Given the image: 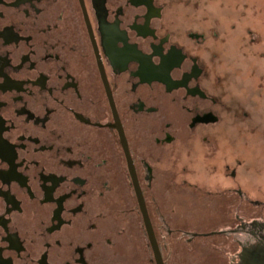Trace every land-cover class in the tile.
I'll return each mask as SVG.
<instances>
[{
	"label": "flooded vegetation",
	"instance_id": "1",
	"mask_svg": "<svg viewBox=\"0 0 264 264\" xmlns=\"http://www.w3.org/2000/svg\"><path fill=\"white\" fill-rule=\"evenodd\" d=\"M226 1L0 0V264H160L128 158L162 264H215V236L234 249L229 264L253 263L264 249L255 216L177 227L183 184L223 200L235 182L234 201L256 204L233 166L248 144L224 138L218 50L227 27L261 33L264 0H230V26ZM195 136L214 141L206 174L176 153ZM194 238L199 251L179 249Z\"/></svg>",
	"mask_w": 264,
	"mask_h": 264
},
{
	"label": "rangeland",
	"instance_id": "2",
	"mask_svg": "<svg viewBox=\"0 0 264 264\" xmlns=\"http://www.w3.org/2000/svg\"><path fill=\"white\" fill-rule=\"evenodd\" d=\"M209 3H211V0ZM225 5L226 7L230 5L229 8H226L227 11L223 13L225 16L229 15V20H225V22H228L227 25L230 26L235 22L232 1H226ZM208 9H212L211 5L208 6ZM230 29L227 27L228 31L223 34L224 43H220L222 46L220 45L218 50H222L224 54V110L221 113L220 121L226 128L224 138L234 140V138L239 137L241 141L248 144V146H240L242 161L238 164L239 166H233L238 171V176L249 175L248 178L243 180L242 189L248 197L256 199V204L255 207H252L254 210L250 213L248 204L242 203L239 206L234 201L235 196L232 198L227 189L229 186H237L235 182L228 184L224 180L222 189H224V194H227L228 198L224 197L223 200L211 199L212 197H207L199 188L190 190L191 188H184L185 185L183 184L176 189L177 227L187 231H198L202 227L209 226L214 229L218 228L217 225L222 224V219L232 217L235 212H239L245 217L255 216L261 222H264V28L259 30L260 27L257 26L256 29L261 33L239 32L237 30L233 32ZM244 111L248 113L246 116L242 115ZM237 125L245 127L246 131L238 135ZM182 136L180 138L184 140ZM210 137L208 136V141L195 136L187 143L180 142L182 146L178 148L176 153L183 156V158L188 157V160H190L187 165L188 169L198 170L204 174H206L204 170L212 169V167L209 168L203 164V159H206L205 155L211 156L213 154L211 150L207 152L206 148L207 144L210 149L213 148L214 141H211ZM181 164L180 168L185 166V162L183 163L184 166ZM233 166L231 169L234 168ZM148 182L146 181V183ZM200 183L202 182L200 181ZM213 197L216 196L213 195ZM224 239H227V237L215 236L209 238L208 242H211V244L215 242L219 246L217 248L208 245V250H224V253H220L221 257L215 259V264H229L233 255L234 249L226 246L227 242L224 245L222 244ZM201 242V238H194L190 242L183 241L179 249H197L199 251ZM230 249L233 250L232 254L229 253ZM192 256L188 258L186 256L185 260L191 264H197V258L195 256L192 258ZM181 259H179L180 264H182Z\"/></svg>",
	"mask_w": 264,
	"mask_h": 264
},
{
	"label": "water",
	"instance_id": "3",
	"mask_svg": "<svg viewBox=\"0 0 264 264\" xmlns=\"http://www.w3.org/2000/svg\"><path fill=\"white\" fill-rule=\"evenodd\" d=\"M199 120L200 121H212V120H216V118L214 116H212L211 114H208V115H205L203 117H200ZM123 143H124V146L126 148V151L128 152L126 141L123 140ZM128 159H129V166H130V170H131V173H132V181H133V184H134L136 196H137L138 202H139V204L141 206V209H142V211L144 213V220H145V225H146L148 237H149L150 242L152 244V247H153V249L155 251L156 257H157L158 261H160L159 263L162 264V260H161L160 254H159V249H158V246H157V243H156V239H155V236H154L152 225H151L149 216H148L147 211H146L144 197H143L141 188L139 186L138 179H137V177L135 175L132 161H131L130 158H128ZM252 251H253V253L255 255V258H254V261H253L252 264H264V249H260L259 248V249L255 250V251L254 250H252Z\"/></svg>",
	"mask_w": 264,
	"mask_h": 264
}]
</instances>
